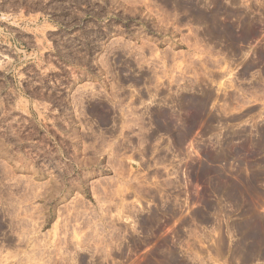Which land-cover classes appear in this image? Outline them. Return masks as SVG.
Segmentation results:
<instances>
[{
    "label": "rangeland",
    "instance_id": "1",
    "mask_svg": "<svg viewBox=\"0 0 264 264\" xmlns=\"http://www.w3.org/2000/svg\"><path fill=\"white\" fill-rule=\"evenodd\" d=\"M263 130L264 0H0V264H264Z\"/></svg>",
    "mask_w": 264,
    "mask_h": 264
},
{
    "label": "bare ground",
    "instance_id": "2",
    "mask_svg": "<svg viewBox=\"0 0 264 264\" xmlns=\"http://www.w3.org/2000/svg\"><path fill=\"white\" fill-rule=\"evenodd\" d=\"M201 15H202V14H201ZM203 17H204V16H203ZM220 32H221V31H220ZM247 33H248V32H247ZM222 35H223V34H222ZM229 42H230V41H229ZM206 100H207V102H208V95H205V98L202 100V102H201V105L203 104L202 107H204V102H205ZM207 102H206V103H207ZM261 132H262V136L260 137L261 140H260V139H259V140H260L261 145L264 146V130L261 131ZM243 133H244V132H243ZM257 137H258V136H257ZM249 139H250V138H249ZM251 140H252V139H251ZM255 147H256V146H255ZM233 191H234V190H233ZM234 192H235V191H234ZM236 200H237V199H236ZM152 214H153V215H152ZM155 214H156L155 212H154V213H153V212L151 213L152 217H151V216H150V217L152 218V220L156 219V215H155ZM200 216H201V215H200ZM200 216H199V217H200ZM150 217H149V218H150ZM247 218H248V217H247ZM155 221H156V220H155ZM259 222H260V221H259ZM243 223H244V222H243ZM247 223H248V222H247ZM247 223H245V224H247ZM235 225H236V223H235ZM235 225H234V226H235ZM241 225H242V224H241ZM241 225H240V226H241ZM151 226H152V225H151ZM234 226H232V228H233ZM236 226H237V225H236ZM240 226H239V228L237 227V228H235V229H236V230H237V229H240ZM241 227H242V226H241ZM250 227H251V226H249V228H250ZM263 227H264V225H263ZM242 228H243V227H242ZM244 229H245V228H244ZM147 230H148V229H147ZM248 230H249V229H248ZM241 231H242V230H241ZM263 231H264V228H263ZM253 232H255V231H252V233H253ZM244 233H245V232H244ZM250 233H251V232H250ZM252 233H251V234H252ZM251 234H250V235H251ZM254 234H256V233H254ZM246 235H247V234L245 233L244 237H247ZM257 235H260V234H258V232H257ZM260 236H262V235H260ZM260 236H259V238H260ZM263 236H264V235H263ZM249 237H250V236H249ZM252 238H253V237H252ZM256 238H257V237H256ZM256 238H255V239H256ZM262 238H263V237H262ZM262 238H261V241L263 240ZM244 241H245V240H244ZM251 241H254V240L251 239ZM257 241H258V240H257ZM257 241H255V242H257ZM255 242H254V243H255ZM243 243H244V242H243ZM243 243H242V244H243ZM260 243H261V246L263 247V246H264V240H263V242H260ZM248 244H249V243L247 242V245H248ZM257 244H258V246H259V243H258V242H257ZM240 245H241V244H240ZM251 245H252V244H251ZM254 245H256V244H254ZM244 246H245V245H244ZM248 246H249V245H248ZM261 246H260V247H261ZM239 247H240V246H239ZM239 247H238V248H239ZM260 247H259V248H260ZM236 248H237V247H236ZM247 248H248V247H247ZM255 248H256V246H255ZM255 248H253V247L249 248L248 251L244 254V259L246 258V259L249 261V260H252V259H254V258H258L259 255H260V253H262V252H259V250H260V251H262V250H261V249L255 250ZM236 250H237V249H233V251H232V255H233L234 257H235V255H236V253H237ZM263 250H264V249H263ZM242 254H243V253H242ZM262 254H263V253H262ZM262 254H261V255H262ZM233 256H232L231 258H233ZM241 256H242V255H241ZM237 258H238V257H237ZM246 259H245V261H246ZM235 260H236V259H235ZM242 260H243V259H242ZM249 262H250V261H249ZM85 263H86V262H85ZM168 263H169V262H168ZM245 263H246V262H245ZM179 264H180V263H179Z\"/></svg>",
    "mask_w": 264,
    "mask_h": 264
}]
</instances>
